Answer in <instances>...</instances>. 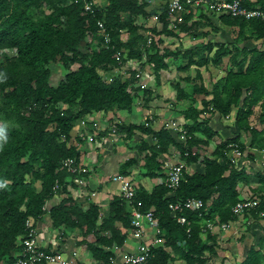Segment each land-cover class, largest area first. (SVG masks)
<instances>
[{
    "label": "trees",
    "instance_id": "1",
    "mask_svg": "<svg viewBox=\"0 0 264 264\" xmlns=\"http://www.w3.org/2000/svg\"><path fill=\"white\" fill-rule=\"evenodd\" d=\"M106 1L107 5L92 14L74 0H0V50L16 49L15 55L3 53L0 56V124L4 125L8 135L7 142L0 148V264L14 261L15 252L21 247L20 239L26 232L25 221L46 213L43 206L55 194L54 183L58 181L57 193L65 189L63 185L67 178H73L74 175L61 165L67 157L79 158L77 148L68 145L73 126L93 111L130 108L138 81L137 71L130 70V76L126 78L118 74L110 82L101 78L102 73L120 66L116 52L124 54L123 64L128 59H142L145 55L158 76L166 67L165 58L170 52L158 46L161 40L153 42L154 35L173 34L176 29L185 31L187 28L186 20L181 23L176 20L173 27L165 6L158 12L157 19L162 29L153 31L152 43L144 46L146 37L138 31L140 26L134 21L139 14L153 15V10H145L146 1ZM245 4L251 6L247 0ZM43 5L49 6L50 11L44 12ZM30 7L37 8L38 12L30 13ZM219 18L234 29L230 31L234 33L231 41L216 43L215 48L210 42L204 43L182 55L187 57L188 63L197 66L218 65L223 57H228L230 67L225 76L213 84L211 91L202 83L196 84L194 90L212 93L213 107L223 114L229 113L232 105L237 106V120L244 128L247 124L242 118L246 117L247 111L241 107H250L260 100L264 106V20L229 14H221ZM97 20L104 23L110 36L107 46L103 44ZM125 31L128 37L123 39ZM87 35L90 36L88 40ZM143 38L145 41L140 45ZM94 39L98 42L96 46H93ZM56 63L66 72L53 84L50 79L52 65ZM233 66L236 68L232 69ZM196 75L202 78L200 71ZM182 91L177 89L179 96ZM241 100L242 104H239ZM203 102L205 106L208 104ZM200 113L191 105L184 111L193 124L184 126L187 137L181 141H177L166 127L154 131L144 125L126 126L129 132L135 127L154 138L152 144L144 143L148 149L144 167L149 174L161 170L156 158L172 143L177 145L183 159L190 160L187 156L192 147L199 144L193 132L205 124L198 120ZM126 127L119 125L118 128ZM206 132L207 139L213 135L210 130ZM201 142L207 143L206 140ZM234 144L242 150L240 143ZM226 146L224 144L222 149ZM219 155L223 160H211L203 173L183 170V178L174 191L165 182L155 185L150 192L137 188L136 198L142 201L143 210L154 211L158 236L163 238L161 245L152 248L145 264H169L176 258L185 264H206L208 259L213 260L217 254L216 234L208 230L206 224H217L234 216L231 207L238 200V172L224 152ZM136 162L134 158L127 160L123 174ZM226 169H229L227 175L224 174ZM187 197L200 198L204 206L200 210L172 211L169 208L170 202ZM126 206L121 196L113 198L108 215L99 224L100 208L91 204L87 210H82L71 196L63 197L58 204L48 208L47 213L54 227L66 225L81 230L79 243L91 252L95 264H112V248L122 247L126 239L122 227L134 229L131 210ZM215 212L221 219H213ZM180 215L186 216L189 224L178 222ZM118 220L122 227L116 224ZM105 231L110 235L101 234ZM263 259L260 251L251 248L239 264H260ZM221 264L237 263L222 261Z\"/></svg>",
    "mask_w": 264,
    "mask_h": 264
},
{
    "label": "crops",
    "instance_id": "2",
    "mask_svg": "<svg viewBox=\"0 0 264 264\" xmlns=\"http://www.w3.org/2000/svg\"><path fill=\"white\" fill-rule=\"evenodd\" d=\"M98 1L102 7L107 5L104 4V0ZM145 1L147 4L145 10L150 12L165 7L168 0ZM247 2L259 8L264 6V0H247ZM262 10L264 11V8ZM153 15L139 14L135 17L134 22L140 26L138 31L144 37L153 34V31L162 29L161 22L155 20ZM176 17L179 18L178 23L186 20L185 31L176 29L173 34L162 32L154 35L153 42L161 40L158 46L162 50L166 48L170 52L169 56L165 58L166 67L159 71L158 76L145 60V55L142 56V59H128L123 66L113 67L111 71L107 72L108 75L117 76L119 74L122 78H126L130 76V70L134 69L142 74L140 81L144 83V86L136 84L130 108L90 113L93 119L100 123V129L96 133L99 134V138L103 136V140L99 143L81 138L80 121L73 126L70 130L68 145L77 148L79 162L87 168V172L81 174L82 183L67 178L63 185L65 189L49 198L46 206L50 208L67 196H71L82 210H87L91 204H95L100 208L97 222L99 224L103 217L108 215L110 202L113 198L120 197L119 183L115 182L112 176L116 173L123 174L124 163L130 158L136 159L137 162L128 166L125 169L127 173L123 175L129 177L137 188L150 192L155 185L164 182L171 164L181 160L185 163V172L203 173L207 163L211 160L215 158L223 160V156L219 155V152H224L225 157L231 160L234 153L230 144L237 142L242 146L241 155L234 158L235 161L232 162L238 172L237 199L257 198L259 205L243 215L227 218L226 221L230 223L227 229L219 230L215 227L212 231L216 234L215 247L217 255L220 256L218 263L221 264L224 261L225 263L239 264L251 248L264 255V106L260 100L250 107H241L247 111L246 117L242 118L247 127L241 128L237 120V106L232 105L230 112L223 114L213 107L210 101L212 93L194 90L196 84L202 83L207 90L211 91L213 84L225 76L227 71L224 68L221 70L219 65L212 63L201 66L192 62L188 63L187 57L182 54L186 50L208 42L214 45L213 48L216 47V43H227L231 41L227 34L230 33L233 38L234 33L230 31L234 29L222 22L219 14L211 11L206 3L189 6L187 11L178 13ZM127 37L128 33L125 31L123 39ZM144 41L143 38L140 45ZM208 54L211 55L210 52ZM223 62L227 63L228 57H223ZM235 68L233 66L232 69ZM197 71H200L201 79L196 75ZM178 88L183 90V94L180 96L177 93ZM203 100L208 102L206 106ZM239 104H242V100L239 101ZM190 105L201 111L198 120L205 122L193 132L199 144L192 147L191 154L187 156L190 160L183 159L177 145L172 143L156 158L160 163L161 170H153L152 174H149L150 171L144 167V156L148 153L144 143L152 144L154 138L150 133L135 127L129 132L126 126L144 125L154 131L166 127L177 141H181L179 130L193 124V120L184 115V111ZM114 122L118 125L117 130L115 133H111L108 129ZM119 125L126 128L119 129ZM207 130L213 132V135L208 139ZM202 140H206L207 143L201 142ZM224 144L227 146L222 149ZM228 173L229 169H226L224 174ZM216 195L215 193L214 197ZM126 209L131 210L128 203ZM213 219L221 218L215 212ZM31 221L37 242L42 249L62 252L69 258L71 264L96 263L91 252L79 243L82 239L79 228L66 225L54 227L47 211L35 219L32 218ZM116 224L122 227L120 220ZM122 230L126 232V239L122 247L112 248L114 253L112 264H122L123 253L134 250L137 244L132 226L122 227ZM101 234L110 235L109 231ZM152 234V229H148L146 239ZM18 252L16 251L15 254ZM174 261L177 262L179 259L176 258L172 262ZM263 261L264 259L261 262ZM2 264L7 263L3 262Z\"/></svg>",
    "mask_w": 264,
    "mask_h": 264
},
{
    "label": "built area",
    "instance_id": "3",
    "mask_svg": "<svg viewBox=\"0 0 264 264\" xmlns=\"http://www.w3.org/2000/svg\"><path fill=\"white\" fill-rule=\"evenodd\" d=\"M74 2L80 3L84 11L92 14L100 10L102 7L98 0H74ZM205 3L208 4L211 11L219 15L229 14L231 16H242L246 19L251 17H261L264 20V11L259 7L245 4V0H168L166 9L171 18V25L173 27L176 26L175 21L179 19L176 17L178 13L187 11L189 6L201 5ZM154 19H158V13L154 15ZM96 23L98 30L103 34V44L104 46H107L110 42V36L106 32L104 23L101 20H97ZM152 40L153 36L148 34L146 36L144 46H149L152 43ZM123 57L124 54L121 51L116 52V58L119 60L118 64L120 65L117 67L123 66ZM136 76L138 77L137 85L144 86V83H141L140 81L142 74L136 72ZM101 78L110 82L113 80L114 76L102 73ZM79 123L81 125V138L94 143H99L103 140V136L99 138V134L96 133L97 130L100 129V123L98 120L93 119L90 113L81 118ZM117 126L116 122H114L110 124L108 130L111 133H115ZM179 132L180 138L185 140L187 137L186 131L182 129L179 130ZM230 146L232 147V151L234 153V157H231V161L234 162V158L240 156L242 150L237 146V144L231 143ZM61 165L74 175L72 178L74 182H83L81 174L87 172V168L79 162V158L67 157L62 160ZM184 168L185 163L181 160L169 166L164 182L171 191H174L179 186L183 178ZM112 179L119 183L120 196L131 207L132 222L134 226L133 236L137 240L134 250H128L123 253L122 264H145L151 254L152 248L163 243V238L158 236V220L152 209H142V201L136 198L137 187L129 177L121 173H116L112 176ZM58 186V181H56L53 185L54 193H56ZM258 205L259 200L257 198L239 199L232 205L231 213L235 216L243 215L246 212L257 208ZM203 206L204 202L197 197H187L183 200L169 203V208L172 211L182 208L200 210ZM43 209H47L48 212V208L46 206H43ZM261 214H263V212H261ZM177 221L181 224H189V219L184 215L178 216ZM229 226L230 223L228 221H219L217 224L207 222L206 224V228L211 231L215 227L219 230H225ZM148 229H152L153 234L146 239V237H148ZM25 230L26 232L19 242L21 246L20 250L11 264H38L42 262H45L46 264H71L69 258L62 252L46 251L39 246L35 236V229L30 219L25 221Z\"/></svg>",
    "mask_w": 264,
    "mask_h": 264
},
{
    "label": "rangeland",
    "instance_id": "4",
    "mask_svg": "<svg viewBox=\"0 0 264 264\" xmlns=\"http://www.w3.org/2000/svg\"><path fill=\"white\" fill-rule=\"evenodd\" d=\"M104 4H107V2H106V0H104ZM43 9V11L44 12H49L50 11V8H49V6H47V5H43V7H42ZM158 9V8H157ZM28 11L30 12V13H37L38 12V10H37V8H33V7H30V8H28ZM154 12H152L154 15L156 14V13H158L159 11H161V9H158V10H153ZM153 15V16H154ZM213 31H215V30H213ZM228 36H230V38L232 39V35L230 34V33H228L227 34ZM88 39H90V36L89 35H87V40ZM98 44V42H97V40L96 39H94L93 40V46H96ZM3 53H5V54H9V55H15V53H16V49L15 48H7V49H4V50H0V56L3 54ZM241 56V55H240ZM228 62H229V60H228ZM225 63V62H223L222 61V63L221 64H218L219 66H220V69L222 70L223 68L227 71L228 69H229V66H230V64L229 63ZM226 67V68H225ZM234 68H235V66H234ZM65 70L63 69V67L59 64V63H56V64H54V65H52V74H51V82L53 83V84H55L56 82H57V80L60 78V77H62L64 74H65ZM2 119L0 118V121H1ZM220 256L219 255H214V257H213V260H210V259H208L207 260V262H206V264H220V263H218L219 261H220V258H219ZM177 259H179V261H174V262H170L169 264H185V262L183 261V260H181L180 258H177ZM260 264H264V261L263 262H261Z\"/></svg>",
    "mask_w": 264,
    "mask_h": 264
},
{
    "label": "clouds",
    "instance_id": "5",
    "mask_svg": "<svg viewBox=\"0 0 264 264\" xmlns=\"http://www.w3.org/2000/svg\"><path fill=\"white\" fill-rule=\"evenodd\" d=\"M8 140V135L6 132V128L4 125L0 124V148L3 147L4 143H6Z\"/></svg>",
    "mask_w": 264,
    "mask_h": 264
}]
</instances>
